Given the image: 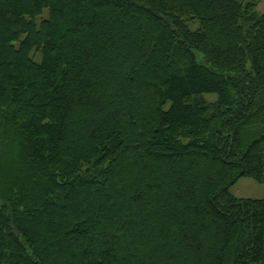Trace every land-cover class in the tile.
<instances>
[{"label":"trees","instance_id":"trees-1","mask_svg":"<svg viewBox=\"0 0 264 264\" xmlns=\"http://www.w3.org/2000/svg\"><path fill=\"white\" fill-rule=\"evenodd\" d=\"M262 2L0 0V264H264Z\"/></svg>","mask_w":264,"mask_h":264},{"label":"rangeland","instance_id":"rangeland-1","mask_svg":"<svg viewBox=\"0 0 264 264\" xmlns=\"http://www.w3.org/2000/svg\"><path fill=\"white\" fill-rule=\"evenodd\" d=\"M256 10L264 14V2ZM191 28H195V25H191ZM208 99L214 101L215 97H209ZM229 193L237 199L262 200L264 199V184H259L249 178H241L229 188Z\"/></svg>","mask_w":264,"mask_h":264},{"label":"snow or ice","instance_id":"snow-or-ice-1","mask_svg":"<svg viewBox=\"0 0 264 264\" xmlns=\"http://www.w3.org/2000/svg\"><path fill=\"white\" fill-rule=\"evenodd\" d=\"M89 26H91V25H89ZM84 87H87V85H85Z\"/></svg>","mask_w":264,"mask_h":264}]
</instances>
